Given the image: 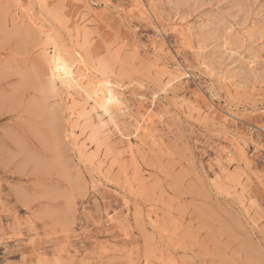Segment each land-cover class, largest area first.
Listing matches in <instances>:
<instances>
[{
    "label": "rangeland",
    "instance_id": "rangeland-1",
    "mask_svg": "<svg viewBox=\"0 0 264 264\" xmlns=\"http://www.w3.org/2000/svg\"><path fill=\"white\" fill-rule=\"evenodd\" d=\"M0 264H264V0H0Z\"/></svg>",
    "mask_w": 264,
    "mask_h": 264
},
{
    "label": "bare ground",
    "instance_id": "bare-ground-1",
    "mask_svg": "<svg viewBox=\"0 0 264 264\" xmlns=\"http://www.w3.org/2000/svg\"><path fill=\"white\" fill-rule=\"evenodd\" d=\"M57 61V60H56ZM56 71L55 73L57 74V76L59 77L60 81L62 82V84H66V80L67 77L68 80H73L74 78V73L75 71L73 70L72 66L70 65V63H67L64 59L62 58H58V61L56 62L55 65ZM75 68V67H74Z\"/></svg>",
    "mask_w": 264,
    "mask_h": 264
}]
</instances>
